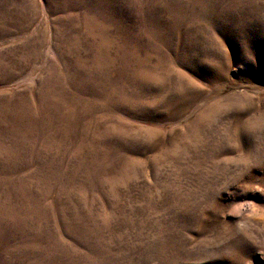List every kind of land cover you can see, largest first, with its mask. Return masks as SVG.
<instances>
[{
  "label": "rangeland",
  "instance_id": "rangeland-1",
  "mask_svg": "<svg viewBox=\"0 0 264 264\" xmlns=\"http://www.w3.org/2000/svg\"><path fill=\"white\" fill-rule=\"evenodd\" d=\"M0 264H264V0H0Z\"/></svg>",
  "mask_w": 264,
  "mask_h": 264
}]
</instances>
